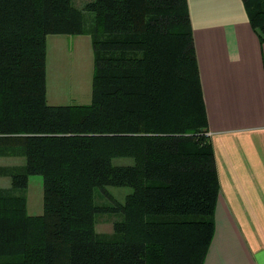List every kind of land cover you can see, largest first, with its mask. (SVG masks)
I'll use <instances>...</instances> for the list:
<instances>
[{"label": "trees", "instance_id": "trees-1", "mask_svg": "<svg viewBox=\"0 0 264 264\" xmlns=\"http://www.w3.org/2000/svg\"><path fill=\"white\" fill-rule=\"evenodd\" d=\"M264 44V0H242ZM94 26L85 28V12ZM91 37L92 101L48 104V37ZM0 264H204L220 181L189 0H0ZM133 164L117 165L116 159ZM31 176L44 213L28 214ZM131 188L124 201L96 191ZM122 213L116 241L99 213Z\"/></svg>", "mask_w": 264, "mask_h": 264}, {"label": "crops", "instance_id": "crops-1", "mask_svg": "<svg viewBox=\"0 0 264 264\" xmlns=\"http://www.w3.org/2000/svg\"><path fill=\"white\" fill-rule=\"evenodd\" d=\"M189 4L220 181L204 264H264V44L242 0ZM49 64L48 51L47 89ZM65 67L76 74L74 64Z\"/></svg>", "mask_w": 264, "mask_h": 264}, {"label": "rangeland", "instance_id": "rangeland-1", "mask_svg": "<svg viewBox=\"0 0 264 264\" xmlns=\"http://www.w3.org/2000/svg\"><path fill=\"white\" fill-rule=\"evenodd\" d=\"M94 0H73L74 5L83 9L89 2ZM94 13L85 12V28L92 29L94 26ZM63 41V46L60 42ZM66 41V43H65ZM69 47L76 48L72 53ZM58 46L60 47L59 52ZM49 72H48V104L49 105H87L92 101L93 76H94V49L90 36H50L48 37ZM74 64L76 74H64L66 65ZM24 158H0V166L18 164L24 165ZM117 165L133 164L132 159L119 158L115 160ZM9 177H0V188H9ZM131 188L107 187L105 191H96V203L100 206L113 204L109 196H114L119 201H124L131 194ZM28 214L40 216L44 213V189L41 176H31L27 189ZM123 220V214L99 213L96 216V231L101 240L116 241L119 237L114 232V224Z\"/></svg>", "mask_w": 264, "mask_h": 264}, {"label": "built area", "instance_id": "built-area-1", "mask_svg": "<svg viewBox=\"0 0 264 264\" xmlns=\"http://www.w3.org/2000/svg\"><path fill=\"white\" fill-rule=\"evenodd\" d=\"M210 135V134H209Z\"/></svg>", "mask_w": 264, "mask_h": 264}]
</instances>
